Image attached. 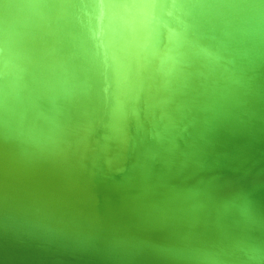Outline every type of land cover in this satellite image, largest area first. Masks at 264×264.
Here are the masks:
<instances>
[{
  "label": "water",
  "instance_id": "1",
  "mask_svg": "<svg viewBox=\"0 0 264 264\" xmlns=\"http://www.w3.org/2000/svg\"><path fill=\"white\" fill-rule=\"evenodd\" d=\"M0 264H264V0H0Z\"/></svg>",
  "mask_w": 264,
  "mask_h": 264
}]
</instances>
